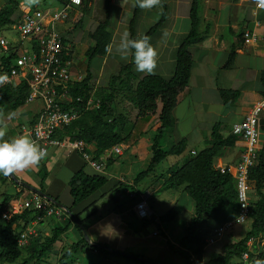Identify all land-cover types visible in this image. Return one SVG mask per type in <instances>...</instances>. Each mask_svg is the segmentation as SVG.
Listing matches in <instances>:
<instances>
[{
	"label": "crops",
	"instance_id": "0c3cea01",
	"mask_svg": "<svg viewBox=\"0 0 264 264\" xmlns=\"http://www.w3.org/2000/svg\"><path fill=\"white\" fill-rule=\"evenodd\" d=\"M13 1L17 2V7L12 11L10 23L6 24L10 28H13V26L16 25L18 18L21 16V8H24L23 5L20 4L23 0ZM51 2L54 1L51 0ZM85 2L87 4V12H84L83 9L86 5ZM104 2L105 0H82L83 7L80 12H78L79 6H75L70 13L69 18H67L65 22L57 24L59 27H63L60 31L63 34L65 42L72 47L74 46L73 71L81 72L84 75L87 73L85 52L90 44L89 32L99 22L103 21L105 16L101 15L100 18H98L97 16L90 14L87 25L95 26L91 30H86L85 33H81V30L84 29L81 25H84V18L88 11L94 8L97 14L100 11L99 7H104ZM9 3L10 0H0V10L8 6ZM201 3L203 5L202 17L204 22L211 23L210 33L207 39L202 43L190 47L193 62L190 71L189 84L188 87L181 91L177 97L176 105L172 110L174 125L165 132L163 138L169 134V140L172 139L175 142L182 140L184 142L185 149L183 153L179 155L180 159L174 162L175 165L179 166L183 159L188 155H191L193 151L198 153L206 147V143L210 139L212 126L216 123H220L221 134L224 137H233L234 140L231 146H226L222 149L220 154L214 159V165L217 169H228L230 173L233 174L235 165L244 151L245 143L239 136L232 135L231 128L233 125L240 123L245 115L251 110L253 104L264 96V85L260 80V74L264 69V9L258 8L255 0H218L219 7L223 4H227L236 14L234 19H232L233 16L230 18L233 20V23H230V20H228L229 25H223L218 16L219 9L217 11L218 7L216 1L201 0ZM51 6L58 7L57 4L55 5L54 3L48 7ZM112 6H115L117 18L110 22V29L112 32L111 46L109 47L108 53L103 58L99 75L90 68L92 79H97V86L102 87L107 86L108 80L112 75L111 73L114 74L118 72L123 64H128L131 60V55H129L128 59L121 58L120 53L117 52V48L114 49V46L116 43H120L123 35L120 27L127 25L128 28L129 20L134 9V0L129 1L128 3L125 0H120L119 2L111 0V7ZM167 6L168 18L165 25L159 28L149 38L150 43L158 53L157 67L153 74H158L164 77H169L173 74L176 49L180 39L188 32L190 24L189 0H167ZM159 13L160 9L158 6L153 7L152 10L140 9L135 24V39L142 38L144 35L143 31L147 30H145L146 25H152L159 18ZM212 13L214 16L210 17ZM179 18L181 21H185L184 25L178 23ZM238 18L239 20L236 21ZM238 23H241V25H237ZM8 27H0V31L5 33V30L8 29ZM78 27L81 28L78 29ZM228 28L230 32L228 35L229 37L227 36ZM246 31L254 36V40L249 43H244L243 35L242 37H238L239 34H243ZM0 35L6 37L3 33H0ZM232 44L236 45V57L233 65L226 69L223 68V65L227 59L229 47ZM75 58L81 61H84L85 59L82 65L83 68L76 69ZM160 61H162V63H160ZM111 68L113 69L110 72L111 75L106 79V83L102 84L99 80V76H101L103 72H106L105 69L111 70ZM133 72L139 78L148 75L136 71V67L133 68ZM7 83L16 85L14 80L6 82L5 84ZM220 90L236 91L238 96L235 98V103L231 106L223 104L222 99L220 98ZM35 111H37V106L30 104L23 105L14 112L7 111L6 113L1 114L0 129L4 130L6 135L3 138H0V142L11 141L18 138L19 126L31 121L34 118L33 115ZM159 112V110H156V113L147 120L150 125L151 122L155 124L153 128L155 131L160 125L158 120ZM261 121H264V112L262 113ZM260 141L262 144V131ZM88 148L92 152L93 146H89ZM142 151V148L138 149L137 145H132L129 139L128 143L123 144L122 155L117 156L112 164L106 166L103 172L100 173L95 171L91 165L87 164L77 152L67 148L52 147L49 149V152L44 159L40 161L38 166L29 167L23 171H18L13 175L19 180L38 188L40 183V171L42 167H45L47 176L43 183V188L45 190L44 193L55 199L58 198L59 202L67 208H70L72 204L68 186L64 184L62 188L63 191L57 190L52 187L51 181L48 180V173L53 166L62 160L68 168H72L70 176L80 169L86 174L92 176L97 174L105 175L107 177V182L104 186L75 207H71L72 212L75 213V215H78V220L79 222L81 221L80 223L85 228L90 241L92 243L104 244L112 249L146 258L150 261L165 263L166 259H172L173 254L170 252V255L165 254L166 250L164 249V245L167 246V248H165L168 251L170 250L167 244L168 240L171 242L173 240L172 243H176V240L174 239L178 232L177 228L173 227L172 223L163 224L162 228L165 234V236H163L158 233L152 224H144L143 222L144 220L156 222L158 218L163 215L155 212L152 205L154 198L153 195L159 192L158 190L160 188L161 180L154 184L156 186L155 188H151L150 191L143 193L138 191V188L136 187L133 190L131 188V190L126 188L127 199L129 198L128 193L130 191L135 192L138 196L136 198H129V200H132L134 203L133 206L127 209H123L122 207L121 212L120 209H116V211L113 209L115 220H113L111 215L104 217L100 214L97 219L95 216L93 217L95 213L91 214V216H87L89 212L91 213L92 209L97 210L98 214L102 209L109 210L108 206L98 210L99 201L106 195L111 196V200L115 205L117 203L118 205L121 204V201L124 200L119 197L121 196L122 189L115 188V186L119 182L124 185H131L135 176L134 171L139 167H141L142 170L147 167L150 161L149 157H144V161L143 159L137 161L138 157L141 158ZM136 161V168H134V162ZM164 172L160 173L162 174L160 177L162 179L166 177V173ZM70 176L68 174L67 181L70 179ZM156 179H158L157 176ZM9 186L11 187L9 188L10 190H8ZM20 191V185L16 184L9 176L5 177L0 174V192L15 194ZM30 192L31 191H21L20 195L13 198L11 201L22 197H28ZM147 194H150V196ZM147 198L152 199V201ZM252 199H254V197ZM173 201L174 200H172V202ZM141 202H145L148 208V217L145 219H140L137 213V206ZM160 202L163 201L160 200ZM173 207L177 210L178 205L176 206V201ZM88 208L89 212H86V209ZM192 211V209L188 210L185 208L184 212H177L178 218L183 222H187L192 215ZM131 218L135 221L139 220L140 226L135 227L131 222ZM39 224L40 225L36 228V234L40 231L41 233L48 235L52 227L49 219L46 218L41 220ZM250 224L251 220L247 226H234L221 239V247L226 244L227 238L229 240L233 239L232 235L237 232L236 227L241 226V228H243L241 236L243 237L249 231ZM211 225L212 224H210V226ZM166 229L168 231H166ZM114 237L116 238V241L111 242ZM78 240L79 236L77 234V229L72 226L62 238L54 244L52 253L44 260V262L49 264L48 261L51 262L52 260V263L50 264H57L62 248L76 243ZM247 247L250 252L249 254L253 256L264 252V236L254 237L247 243ZM216 251V244L208 246L205 249L204 259L208 260L211 254L219 252ZM160 257L164 258L160 259ZM84 260L89 263L93 262L92 264H140L138 261L120 257L119 255L112 253L107 255L97 250L90 249H85L84 251L72 254L71 258L65 262V264H82ZM176 260V263L184 264L183 260L180 261L178 258ZM251 260L253 261V259Z\"/></svg>",
	"mask_w": 264,
	"mask_h": 264
},
{
	"label": "trees",
	"instance_id": "16d2710c",
	"mask_svg": "<svg viewBox=\"0 0 264 264\" xmlns=\"http://www.w3.org/2000/svg\"><path fill=\"white\" fill-rule=\"evenodd\" d=\"M54 1L66 3L69 0ZM189 1V30L180 39L175 52L174 71L169 77L148 74L139 78L133 72L132 68L135 64L131 57L130 62L125 66H121L117 74L110 76L107 86L94 88L90 71L91 62L95 57L107 54L112 40L110 29L111 0H105L104 2V20L99 22L89 32L91 43L85 52L87 73L84 80L72 89V95L86 99L91 94H94V97L99 100L100 106L99 108L82 111L79 117L64 132L58 134V137L65 138L68 136L71 141L82 140L85 144L93 146V150L92 152L90 150V153L97 160L103 155L105 150L115 145L126 144L131 137L130 134H122L123 127L121 126L124 125V117L120 114L115 116L112 107L114 98L118 93L129 95L137 110V116L145 120H148L156 112L158 103L161 105L158 115L160 125L152 138L150 146L151 156L146 169L139 171L134 176L131 185H124L119 182L115 188H131L133 190L141 179L152 174V172L154 173L155 168L160 163H163L167 157L179 156L185 149V144L182 140L174 143L169 148H164L162 139L165 132L174 125L172 110L176 105L177 97L189 84L193 62L190 47L207 39L211 29V23L204 22L202 17L201 0ZM16 5V1L10 0L9 5L0 10V27L10 23V16L14 8L17 7ZM136 5L137 0H134V9L128 25L129 38L133 40L135 37V24L141 9ZM158 6L160 7L159 18L148 27L142 38L147 37L149 39L159 28L165 25L168 18L167 0H160ZM83 9L84 12H87V4ZM242 35L239 34L238 37H242ZM235 47V44L230 45L228 57L223 68L227 69L233 65L236 57ZM72 49H74V46ZM0 60H2L1 63L5 68V74L0 75H9L11 57H2ZM260 80L264 85V69L260 74ZM219 93L223 104L228 106L233 105L235 98L238 96L236 91L220 90ZM27 95L28 86L25 82H20L16 85L7 83L0 86V115L7 111L14 112L25 105ZM79 105L80 103L74 101L75 107H79ZM261 122L263 143L258 151L257 162L249 172V182L256 195L255 199L250 202V229L241 239L224 244L221 247V251L212 254L208 260L204 259L207 246L206 237L214 227L220 226L233 218L240 210L234 176L227 170L221 172L214 165V159L223 148L233 144L234 138L224 137L220 132L221 124L216 123L211 128L210 139L203 150L195 155H188L179 166L171 164L165 170L166 177L163 181L161 180L158 191L177 190L182 187L183 191L192 200V215L187 222H183L178 218V211L171 209L161 215L156 222L148 220L143 222L144 224H153L158 233L163 236H165L162 228L163 224L172 223L173 227L177 228L178 232L174 239L177 245L169 240L167 244L172 253H176L182 258L184 264H237V260L242 259L243 253L248 252V241L257 236H264V121ZM113 160L114 158L108 159L106 166H110ZM161 175L159 174V177ZM46 176V168L42 167L38 185V189L42 192L45 191L43 183ZM106 182L107 177L105 175H88L82 169L73 174L68 181L69 194L72 199V204L70 208L68 207L69 212L73 213L71 207H75L90 197L104 186ZM20 189L22 192H29L28 189L22 186H20ZM21 191L15 194L0 192V264L43 263L52 253L54 244L72 226L77 229L79 240L62 248L58 263L65 264L72 254L85 249L97 250L107 255L111 253L104 249L89 246L83 237L81 228L75 225L73 219L66 212H63L61 219L56 220L44 217L45 211L43 210L25 209L20 214L12 215L8 220L4 219L1 216L2 211L7 207L9 201L20 195ZM55 200L59 202L58 198ZM51 205L54 208H58L52 203ZM102 206H105V203ZM118 206L117 203L116 208ZM86 212H89V208L86 209ZM96 212L98 211H91L87 216H91V214ZM38 216L43 219H49L52 225L50 233L45 235L39 231L36 235H29L26 245L24 247L19 246L20 235ZM75 216L78 218V215ZM210 224L212 225L210 226ZM252 257L253 255H249V258ZM263 260L264 252L255 259L256 263H263ZM140 264L147 263L140 262Z\"/></svg>",
	"mask_w": 264,
	"mask_h": 264
},
{
	"label": "built area",
	"instance_id": "2783aa9c",
	"mask_svg": "<svg viewBox=\"0 0 264 264\" xmlns=\"http://www.w3.org/2000/svg\"><path fill=\"white\" fill-rule=\"evenodd\" d=\"M20 4L23 5V1ZM54 4H57L58 7L51 6L45 9L36 5L30 9L21 8V16L13 26L19 37L9 41L6 37L0 36V57H11L6 82L13 80L15 84L25 82L28 86L25 105L37 106L34 118L19 126L18 138H30L47 154L52 147L71 149L79 153L82 159L95 171L101 173L105 169L108 159L122 155L123 145L112 146L105 150L99 159L95 160L88 148L90 145L85 144L82 140L71 141L68 136L58 137V134L64 132L82 111L99 108L100 102L94 97V94L86 99L72 95V89L81 83L86 75L73 71L74 49L64 41L63 34L57 25L60 22H65L74 7L82 4V0H69L66 3L54 1ZM4 27H8V25ZM243 38L244 43L254 40V36L247 31L243 33ZM1 61L0 74H5V68ZM74 101L80 103L79 107L74 106ZM263 112L264 96L253 104L240 123L231 128V133L242 138L245 143L244 151L233 172L240 210L233 218L212 229L206 237L207 246L215 245L233 226L242 225L248 219L250 211L249 172L256 164L258 151L261 148L260 121ZM192 154L195 155L196 152L193 151ZM225 170L229 171L220 169L221 172ZM137 196L133 191L128 193L130 199ZM25 209L43 210L45 211L44 217L56 220L61 219L64 212L60 208L52 207L49 201L38 194L30 192L28 197L9 201L1 216L8 220L12 215L20 214ZM137 213L140 219L148 217V208L145 202L138 204ZM41 220L44 219L38 216L25 228L20 235L19 246L26 245L29 235H36V228L32 223H39ZM247 257V253L242 256L243 259H247Z\"/></svg>",
	"mask_w": 264,
	"mask_h": 264
},
{
	"label": "rangeland",
	"instance_id": "374dc122",
	"mask_svg": "<svg viewBox=\"0 0 264 264\" xmlns=\"http://www.w3.org/2000/svg\"><path fill=\"white\" fill-rule=\"evenodd\" d=\"M116 1L119 2L120 0H116ZM125 1H127V3H128L129 1H133V0H125ZM215 1H216V5L218 7L217 8V11L219 9L218 16L220 17V21L223 23V25H229L228 20H230V23H233V20H231L230 18L233 16L232 19H234V16H236V14L234 13V11L231 10V8L227 4H223L221 7H219L218 0H215ZM53 3L54 2H51V0H41V3L38 4V5L41 6V8H45L46 9L49 5H51ZM82 7H83V4H81L78 7V12H80L82 10ZM202 7H203V5H202ZM159 9H160V7H159ZM99 10L100 11L97 14H96L94 8H92V9H90L88 11L89 14L87 13L85 15V18H84V22H85L84 25H81L82 27H84V29L81 30V33H85L86 30H91L95 26V25H87V22L89 20V15L90 14L93 15V16H97L98 18H100L101 15L102 16H105V14H104V7H101V8L99 7ZM149 10H152V8L149 9ZM212 16H214L213 13L211 14L210 17H212ZM116 18H117V12H116L115 6L114 7L112 6L111 7V11H110V20L114 21ZM239 18H241V17H239ZM239 18L236 21H238ZM178 23L181 24V25H184L185 24V21H181V19L179 18L178 19ZM237 25H241V23H238ZM148 26L149 25H146L145 30L148 29L147 28ZM80 28L81 27H78V29H80ZM58 29L59 30H62L63 27H58ZM120 29L122 31L121 33L123 34L124 32H127V29L128 28H127V25H123V26L120 27ZM120 29H119V31H120ZM5 31H6L5 33L3 31H0V33H3L4 36H6L9 41H13L14 39L18 38V34L16 33V31L13 28L8 27V29H6ZM143 32L145 34V31H143ZM229 34H230V32H229V28H228V30H227V36ZM87 39H88V36H87ZM134 40H135V38H134ZM87 42H88V40H87ZM90 43H91V41H90ZM118 44L119 43H116V45L114 44L115 45L114 46V49L117 48ZM110 46H111V44H110ZM193 46H191V47H193ZM105 56L95 57L92 60V62H91V69L93 71H95L97 73V75H99V73H100V69H101V66H102V61H103V58ZM85 59H86V61H85ZM85 59H84V61L87 64V58L85 57ZM84 61L83 60L82 61L81 60H77V58H75V66H76V69L83 68L82 65H83V62ZM160 63H162V61H160ZM126 64H123V65L121 64V65L122 66H125ZM134 67H135V65H133V68ZM112 70H113L112 68H111V70L105 69L106 72H103L102 75L99 76V80L101 81L102 84L106 83V79L109 78L108 77L109 75H111V74L113 75V73L110 74V72ZM117 73L118 72L114 73V75L117 74ZM93 84H94V88L102 87V86H97V84H98L97 83V79H93ZM158 105H160V103H158ZM158 105H157V110L160 111V106H158ZM112 107L114 109L115 116H117V115L120 114V115H122L124 117V123H123L124 125L121 126V127H123V130H122V128H121L122 131L120 130L122 132V134L123 135L130 134L131 135V137H130L131 144L132 145L135 144V145H137L138 149L139 148H142V150H143L142 153H141V158L138 157L139 159L137 158V161H141L140 159H143V161H144V157H149V159H150V156H151L150 146H151V143H152L153 135L156 132L155 130H153L155 124L151 122V125H150L149 124V121L143 119L142 117L137 116V110L135 108V105L130 100V96L127 95V94H125V93H118L117 94V96L114 98V101L112 103ZM154 114H152V115H154ZM168 135L169 134H167V136L162 139V145H163L164 148H169L171 145H173L174 143H176L172 139L169 140L168 139ZM112 158L115 159L116 157L114 156ZM178 159H180V156L173 155V156L167 157L163 161V163H160L155 168V172L154 173L152 172V174L144 177L143 179H141L139 181L138 185L136 186L138 188L137 190L143 193V192L150 191L151 188H155L156 187L154 185L155 183H157L159 180H162L163 181V179L159 177V174L161 172H164L166 169H168V166L169 165L175 164L174 162L176 160H178ZM137 161L134 162V165H135V163H137ZM138 166H140V165H138ZM134 168H136V165L134 166ZM71 169L72 168L71 167L68 168L66 166V164H64L62 162V160H60L58 164H56L55 166H53L52 169H50V171L48 173V177H49L48 180L51 181L52 187L53 188H56L57 190H62L63 191V189H62L63 188V185L66 184L68 186V183L67 182L69 180L67 181V179H68V174H69V176L71 174ZM144 169H146V168H144ZM141 170H142L141 167H139L136 171H134L135 175L139 171H141ZM71 176H70V178H71ZM156 176H157L158 179H156ZM148 185H150V186H148ZM146 186H148V187H146ZM9 188H11V187L9 186L8 187V190H10ZM128 189H130V188H128ZM133 193H135V192H133ZM254 193H255L254 192V189H253L252 185L250 184V190H249V199H250V202L253 201L255 199V197H256L254 195ZM147 195L150 196V194H147ZM126 196H127L126 189H122L121 190V196H119V197H121L122 199H124L123 201L120 200L121 201V204L123 206L121 204H119L118 208H116V205L111 200V196L110 195H106V196L102 197L101 200L98 203V205H99V207H98L99 209L98 210H100L102 208H105L106 206L109 207V210L102 209L99 212V214L97 212V213H95L93 215V217L95 216V218L97 219V218H99V215L100 214H102L104 217H107V216L111 215L113 217V220H115L114 219V215H113V209H115V211H116V209L117 210L120 209V212H121L122 211V207H123V209H127V208H129V207H131V206L134 205V203L132 202V200H129V198L127 199ZM153 196H154L153 203H152L153 210L155 212H158L159 214H164V213H166L167 211H169L171 209H176V208L173 207L175 201H176V206L178 205V207H177L178 212H184L185 211V208L188 209V210H190V209L193 210L192 200L183 191L182 187H180L177 190H172V189L164 190V191H161V192H158V193L154 194ZM253 197H254V199H252ZM147 199H149L150 201H152V199H150V198H147ZM160 200H162L163 202H160ZM172 200H174V201L172 202ZM103 203H105V206L102 207V204ZM91 211H94V209H92ZM50 219H52V218H50ZM250 220L251 219H247L246 222L244 224H242V227L247 226L249 224V221ZM131 222L134 224L135 227H139L140 226L139 220L135 221V220H133V218H131ZM39 223H32L33 224V227L37 228L40 225ZM147 227L152 228L150 226H147ZM242 229L243 228H241V226L236 227V231L237 232H235L232 235L233 236V239H230L229 240L227 238L226 243L235 242V241L241 239L242 238L241 237L242 236ZM166 231H168V230L166 229ZM77 234H78V231H77ZM78 236H79V234H78ZM113 241H116V238L115 237L112 238L111 242H113ZM172 242H173V240H172ZM176 243H173V244L177 245ZM216 245H217V251H221V241L218 242ZM165 247L167 248V246L164 245V249L166 250L165 254L170 255V253H172L171 250H168L167 251V249ZM172 254H173L172 259H166L165 260V263H161V264H178V263H176V261H177L176 259L177 258L180 261H182V258L178 254H176V253H172ZM163 258L164 257H160V259H163ZM250 261H251V263H250ZM250 261L249 260L248 261H244V260H241L240 259V260H237V264H262V263H256V261L253 262L251 259H250ZM48 262L50 264V263H52V260H51V262L50 261H48ZM92 263H89V262H87V261L84 260L82 264H92ZM30 264H34V263H30ZM40 264H48V263L43 262V263H40Z\"/></svg>",
	"mask_w": 264,
	"mask_h": 264
},
{
	"label": "clouds",
	"instance_id": "9594fccd",
	"mask_svg": "<svg viewBox=\"0 0 264 264\" xmlns=\"http://www.w3.org/2000/svg\"><path fill=\"white\" fill-rule=\"evenodd\" d=\"M255 2L260 9H264V0H255ZM39 3L40 0H23V7L30 9L31 7L36 6ZM159 4L160 0H137L136 6L141 9H151L155 6H158ZM116 50L118 53H120L121 58L123 59H128L129 55H131L136 67V71L146 74L154 73V70L157 67L158 53L147 37L133 40L129 38L128 32H124ZM6 81L7 76L0 75V85H3ZM5 135L6 132L0 129V138H3ZM46 155V151L40 148L28 137H19L11 141L0 142V174L8 176L18 171H23L29 167L38 166L40 161L44 159ZM207 247L208 246H206V248ZM245 253H247L248 255L247 259L242 258L241 260L248 261L249 259H253V261H255L258 255L261 254L260 253L258 255L253 256L252 258H249L250 252L248 251ZM262 264H264V260Z\"/></svg>",
	"mask_w": 264,
	"mask_h": 264
},
{
	"label": "water",
	"instance_id": "95a60500",
	"mask_svg": "<svg viewBox=\"0 0 264 264\" xmlns=\"http://www.w3.org/2000/svg\"><path fill=\"white\" fill-rule=\"evenodd\" d=\"M8 176L16 184H18V185H20V186L28 189L29 191H32V192L38 194L39 196L43 197L44 199H46L50 203L56 205L58 208L62 209L64 212L68 213L69 216L73 219L75 225H77V226H79L81 228L83 237H84L85 241L88 243L89 246H92V247H95V248H99V249H104L106 251H109L111 253H114L116 255H119L120 257H124V258H127V259L135 260V261H138V262H144V263H147V264H161V263H158V262H155V261H150V260H148L146 258L138 257V256L133 255V254H130V253H125L123 251L114 250V249L109 248L107 245H104V244L92 243L90 241V238L88 237V234H87L85 228L79 222L78 218L74 215V213H70L69 210H68V208L65 205H63L62 203L56 201L55 198L46 195V193L40 191L38 188L33 187L32 185H30V184H28V183H26L24 181L19 180L13 174L8 175Z\"/></svg>",
	"mask_w": 264,
	"mask_h": 264
}]
</instances>
